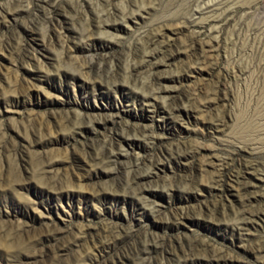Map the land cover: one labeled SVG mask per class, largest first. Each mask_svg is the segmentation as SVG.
<instances>
[{
	"label": "rangeland",
	"instance_id": "374dc122",
	"mask_svg": "<svg viewBox=\"0 0 264 264\" xmlns=\"http://www.w3.org/2000/svg\"><path fill=\"white\" fill-rule=\"evenodd\" d=\"M0 264H264V0H0Z\"/></svg>",
	"mask_w": 264,
	"mask_h": 264
},
{
	"label": "bare ground",
	"instance_id": "6f19581e",
	"mask_svg": "<svg viewBox=\"0 0 264 264\" xmlns=\"http://www.w3.org/2000/svg\"><path fill=\"white\" fill-rule=\"evenodd\" d=\"M114 26H117V23H111L109 21H106L102 25H99L95 29V31L97 30V31H99L101 33H108L110 31V27H114ZM148 45L150 47L151 46L152 47H155V49L152 50V53L151 54H148V55L145 54V56L142 57V59L140 60L141 63L139 62L140 64L139 65L137 64L135 66V69H139V68H141V69H148L147 71H149V72L151 70L158 71L159 70V64L156 65L154 62H155L156 59H158L159 55L165 54L167 52V50H169L168 49L169 48V45L163 44V42H161L160 35H154L152 37V40L149 42ZM158 47H160V49L159 50H156V48H158ZM189 48H190V50L192 52H194L197 55L198 54V51H202L205 48V45L203 43H199L198 44L197 42H195V44L192 45ZM141 72H143V70ZM169 78H171V76H164V75H160L158 73L156 74V77H154L152 83H150L151 85L149 87H147L150 90L149 93L151 91H153V92H151L150 94H147V95L145 94L144 95V97L146 98V104L152 106V105H154V103H152V100H157V99L163 98L162 97L163 94L167 93V91H168V89L165 87V85H166L167 79H169ZM113 156L116 158V154L115 153H113ZM154 166H155V164L153 165V168H154ZM149 178H150V172L146 176H144L142 179L143 180H146V179H149Z\"/></svg>",
	"mask_w": 264,
	"mask_h": 264
}]
</instances>
